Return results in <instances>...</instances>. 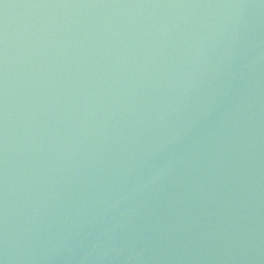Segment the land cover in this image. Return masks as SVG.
Listing matches in <instances>:
<instances>
[{
    "label": "water",
    "instance_id": "95a60500",
    "mask_svg": "<svg viewBox=\"0 0 264 264\" xmlns=\"http://www.w3.org/2000/svg\"><path fill=\"white\" fill-rule=\"evenodd\" d=\"M0 264H264V0H0Z\"/></svg>",
    "mask_w": 264,
    "mask_h": 264
}]
</instances>
